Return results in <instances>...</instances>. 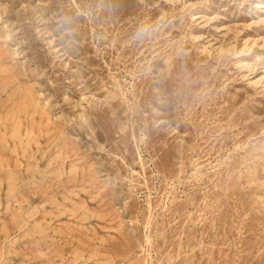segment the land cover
<instances>
[{"label":"rangeland","instance_id":"rangeland-1","mask_svg":"<svg viewBox=\"0 0 264 264\" xmlns=\"http://www.w3.org/2000/svg\"><path fill=\"white\" fill-rule=\"evenodd\" d=\"M0 264H264V0H0Z\"/></svg>","mask_w":264,"mask_h":264}]
</instances>
